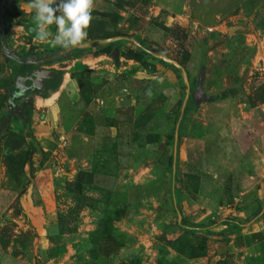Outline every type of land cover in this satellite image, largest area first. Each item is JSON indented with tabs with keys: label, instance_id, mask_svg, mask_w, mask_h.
Here are the masks:
<instances>
[{
	"label": "rangeland",
	"instance_id": "rangeland-1",
	"mask_svg": "<svg viewBox=\"0 0 264 264\" xmlns=\"http://www.w3.org/2000/svg\"><path fill=\"white\" fill-rule=\"evenodd\" d=\"M30 4L17 2L20 23ZM87 31L144 40L191 90L205 65L215 99H189L173 183L178 69L126 59L143 50L129 40L111 44L118 60L100 45L24 120L7 109L0 49V264H264V0H92ZM177 207L214 233L181 228Z\"/></svg>",
	"mask_w": 264,
	"mask_h": 264
},
{
	"label": "flooded vegetation",
	"instance_id": "flooded-vegetation-1",
	"mask_svg": "<svg viewBox=\"0 0 264 264\" xmlns=\"http://www.w3.org/2000/svg\"><path fill=\"white\" fill-rule=\"evenodd\" d=\"M18 1L19 0H6L4 3V30L7 37L6 42L20 60L29 58L31 60H37V63L20 62L4 57L6 66L10 70L12 76V86L9 89L6 104L12 117L28 120L32 113L35 100L45 99L55 94L64 83L66 75L71 73L73 68H77L81 65L79 64L81 63L79 59H81L82 55H97V50L94 48L91 52L83 51L78 56H73L75 49L73 50V55L69 56V51L58 45H55L52 50H43L41 46L42 42L35 38L34 29L37 27L35 19L20 23L19 8H16ZM11 3H14L11 9L16 10V13H8V11L11 10L8 5ZM16 27L24 33L25 39L18 40L16 38H18L19 35L12 36ZM53 36L54 35L50 36L49 39H52ZM8 37H10L9 40ZM135 39L139 41L138 38ZM17 43H19V45H17ZM141 43L143 44L144 40H142ZM112 51L113 49L108 53L112 54ZM70 60H77L78 62L70 63ZM10 62H12V65ZM42 69L54 70L56 74L54 81L46 78L43 80L42 91L40 92L37 87L32 85L30 78L35 76L34 72L36 74ZM18 76H20L23 83L20 88L16 85ZM190 99L192 100L191 97ZM10 103L12 104V108L8 106Z\"/></svg>",
	"mask_w": 264,
	"mask_h": 264
},
{
	"label": "water",
	"instance_id": "water-1",
	"mask_svg": "<svg viewBox=\"0 0 264 264\" xmlns=\"http://www.w3.org/2000/svg\"><path fill=\"white\" fill-rule=\"evenodd\" d=\"M6 0H0V48L2 51V54L6 58H11L20 62H33L37 63V60H31L27 58L26 60H20L19 57L11 50V48L8 46L6 42V34L4 30V3ZM14 3H11L8 5V7L11 9L12 5ZM119 40H129L134 42L136 45L140 46L146 53L149 55L155 57L158 60H162L166 63H168L171 66H174L176 69H178L181 73V76L183 78V95H182V100L180 104V110H179V115L178 119L176 122L175 126V131H174V142H173V183H175V177H176V157H177V145H178V139L180 137V132H181V126L184 118V113L188 104V101L190 97L192 98L194 104H200L203 102H211L213 99H215L214 96L208 94L206 90L204 89V79H205V73H206V68L205 65H201L199 73L196 78V84L193 90H191V84L189 80V72L188 70L176 59L170 57L169 55L155 50L153 47H148L147 43L142 44L141 41L142 39H139L137 41L134 37L126 36V35H116V36H111V37H105V38H97L93 40H86L81 42L80 45L72 47L70 49H67L69 51V56L73 55V50L74 49H87V48H96L100 45H105V44H112L115 43ZM111 56L115 59L118 60L119 56V49L118 47H114ZM55 74L56 72L54 70H47V69H42L38 71L36 74L34 72V77L32 76L30 78L32 85L37 87V89L41 92L42 91V82L43 80L49 79L53 80L55 79ZM22 80L20 79V76L17 77L16 85L17 87L22 86ZM9 108H12V104H8ZM173 185V189H174ZM174 201L177 204V201L175 200V195L173 194ZM177 214H178V220L179 223L182 221V213L177 207Z\"/></svg>",
	"mask_w": 264,
	"mask_h": 264
},
{
	"label": "clouds",
	"instance_id": "clouds-1",
	"mask_svg": "<svg viewBox=\"0 0 264 264\" xmlns=\"http://www.w3.org/2000/svg\"><path fill=\"white\" fill-rule=\"evenodd\" d=\"M37 27L35 38L45 42L52 36L50 26H55L52 43L64 49L78 46L87 37L92 21V0H31Z\"/></svg>",
	"mask_w": 264,
	"mask_h": 264
},
{
	"label": "trees",
	"instance_id": "trees-1",
	"mask_svg": "<svg viewBox=\"0 0 264 264\" xmlns=\"http://www.w3.org/2000/svg\"><path fill=\"white\" fill-rule=\"evenodd\" d=\"M19 11V10H18ZM105 51H111V44H108V46L105 49H102L101 52H105ZM144 53H146L144 50H139V51H133V50H129L127 52L123 53V56L126 59H135L136 61L140 62L143 66L147 67V66H153L151 63H149L145 58H144ZM96 54H98V51H96ZM159 62L165 64V65H169L168 63L159 60ZM230 92H234V90H231ZM227 93L223 94V97H226ZM176 177H175V182H176ZM172 194L175 195V200L178 202V198H179V189L175 186L174 189H172ZM221 223H236L238 224L239 222L235 219H230V218H225L222 219L218 224ZM181 228L183 229H187L188 231L191 232H204V233H208V234H213V225H201V226H197L191 223H188L184 217H182V221L181 223H179Z\"/></svg>",
	"mask_w": 264,
	"mask_h": 264
},
{
	"label": "crops",
	"instance_id": "crops-1",
	"mask_svg": "<svg viewBox=\"0 0 264 264\" xmlns=\"http://www.w3.org/2000/svg\"><path fill=\"white\" fill-rule=\"evenodd\" d=\"M84 41H86V40H84ZM83 42V41H82ZM92 56L91 55H82V57H81V59H79V62H81V63H79V64H83L84 62H87V60H88V58H91ZM70 63H76V62H78L77 60H70L69 61ZM78 65V64H77Z\"/></svg>",
	"mask_w": 264,
	"mask_h": 264
}]
</instances>
